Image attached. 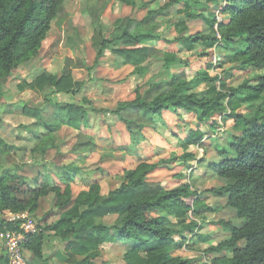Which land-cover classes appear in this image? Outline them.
<instances>
[{
	"label": "trees",
	"instance_id": "1",
	"mask_svg": "<svg viewBox=\"0 0 264 264\" xmlns=\"http://www.w3.org/2000/svg\"><path fill=\"white\" fill-rule=\"evenodd\" d=\"M113 1L134 7L136 0ZM217 1L170 0L162 9L148 12L139 23V26L147 27L146 31L134 33L133 22L128 20L122 34H115L112 39H107L93 22L91 41L96 52L95 64L110 52L117 62L136 68L142 75L147 70L144 65L153 53V48L146 46L151 42L175 44L177 50L183 48L187 52H193L199 45L213 49L219 40L214 30V11L210 6ZM65 2L0 0V102L5 97L1 81L11 77L21 64L39 56ZM172 7L176 8L174 15L182 18L175 23L177 37L170 40L155 33V17L168 10L170 14ZM204 11L209 12L208 16ZM225 13L228 21L219 28L221 41L244 43V50H237L243 71L264 69V0H233ZM196 19L205 21L211 30L210 35L191 33L188 22ZM121 42L123 47L114 45ZM164 56L165 66L170 67L177 61L178 53L165 51ZM201 82L208 84L206 92H198ZM26 86L37 92L48 88L54 94H72L82 87V83L74 81L70 75L46 71ZM150 93L151 102H144L138 95L132 102L119 103L113 111L128 130L137 124L126 116L129 110L140 114L151 126L162 121L163 113L169 109H174L180 120L194 114L199 123L196 130L179 139L181 155L169 157L162 164L181 161L183 166L191 168L188 163L195 160L196 155L189 153L188 148L200 146L205 131L217 127V118L234 121L225 158L213 166L224 185L207 191L214 197L226 198L227 206L234 211V218L241 220L242 224L234 226L232 222H221L230 236L215 251L232 250V257L215 259L212 264H264V72L254 77L252 85L237 89L228 88L219 77L210 78L207 72L190 81L176 76L166 84H153ZM244 107L249 108L246 114L242 113ZM22 113L27 118L38 119L26 128L37 141L32 152L43 157L57 148L55 134L61 127L79 130L83 124L89 126L86 110L71 105L61 106L55 124L40 120V110L25 107ZM159 165L141 163L136 169L125 170L121 184L106 195H102L98 183H94L89 191L81 192L75 199L70 186L72 176H67L69 183L62 190L51 186L46 175L30 182L17 170L4 169L0 173V217L27 211L34 215L39 200L55 193L62 213L55 222L28 236L24 245L25 257L33 264H52L44 252L49 237L60 241L63 264H105L100 262L103 251L118 242L137 244L125 255L126 264H197L194 259L174 256V253L187 243L182 232L191 231L196 225L190 214L198 216L206 207L203 194L187 183L169 188L150 180ZM112 215L118 216L112 227L97 224L99 219ZM175 225L181 229L175 230ZM19 226V221L0 219L1 233ZM2 249L0 264H10Z\"/></svg>",
	"mask_w": 264,
	"mask_h": 264
},
{
	"label": "rangeland",
	"instance_id": "2",
	"mask_svg": "<svg viewBox=\"0 0 264 264\" xmlns=\"http://www.w3.org/2000/svg\"><path fill=\"white\" fill-rule=\"evenodd\" d=\"M169 1L136 0L134 7H127L113 0H66L59 18L53 22L43 42L39 56L21 64L11 77L1 81L5 97L0 102V173L12 168L30 182L46 175L51 186L62 190L69 183L67 176H72L70 186L75 199L81 192L89 191L94 183H98L101 194L106 195L121 184L125 170L136 169L141 163L160 164L150 175V180L169 188L190 184L202 192L206 205L198 216L190 214L196 225L191 227V231L182 232L187 243L174 256L194 259L197 264H212L215 259L232 257V250L215 251L230 236L221 222H232L234 226L242 224L241 220L234 218V211L227 206L226 198L214 197L207 191L224 185L213 166L225 158L234 121L225 122L217 118V127L205 131L200 146L188 148L189 153L196 155V159L188 163L191 166L188 168L181 161L161 162L181 155L179 139H184L190 131L199 127L196 115L180 120L174 109H169L163 113L162 121L158 120L151 126L137 112L128 111L126 116L137 122L128 130L113 111L119 103L132 102L138 95L144 102H151V86L166 84L176 76L190 81L207 72L210 78L219 77L228 84V88L237 89L246 84L252 85L254 77L262 74L264 69L243 71L240 68L237 50H244V43L219 41L213 49L199 45L193 52H187L183 48L177 50L175 44L160 41L146 45L153 48V53L144 65L147 70L140 75L136 68L117 62L110 52H106L95 64L96 52L91 41L93 22L107 39H112L115 34L121 35L128 20L133 22L134 33L146 31L147 27L139 26V23L148 12L162 9ZM218 5L219 0L210 9ZM194 9L198 10V7ZM170 10V14L168 10L155 17V33L171 40L177 37L175 23L182 16L174 15L176 8ZM204 13L205 16L209 14L208 11ZM188 27L193 34L201 32L208 36L211 32L201 19L188 22ZM114 45L123 47L124 43ZM165 51L178 53L177 61L170 67L165 66ZM46 71L70 75L74 81L82 83V87L76 93L54 94L48 88L37 92L26 86ZM207 85L201 82L198 92H206ZM101 97H105L104 106L98 105ZM109 104H113L111 109L107 107ZM62 105L85 109L89 126L83 124L79 130L61 127L55 134L57 148L49 151L46 157L34 154L32 150L37 141L26 127L38 122V119L25 117L22 113L24 108L40 110V120L55 124ZM248 112L249 108L244 107L242 113ZM102 117H109L111 122L109 118ZM210 126L211 123L208 124ZM57 199L55 193H51L39 200V208L33 218L40 230L55 222L62 213ZM15 215L7 213L0 219L10 222ZM117 219L116 215L107 216L99 219L97 224L112 227ZM174 229L180 230L181 227L175 225ZM44 232L49 234L46 230ZM1 234L0 231V254L4 252ZM175 239L179 241L178 237ZM136 245L134 242L115 243L103 251L100 262L126 264L125 255ZM44 252L52 264H63L59 240L47 238Z\"/></svg>",
	"mask_w": 264,
	"mask_h": 264
},
{
	"label": "built area",
	"instance_id": "3",
	"mask_svg": "<svg viewBox=\"0 0 264 264\" xmlns=\"http://www.w3.org/2000/svg\"><path fill=\"white\" fill-rule=\"evenodd\" d=\"M220 5L213 7L215 15L214 30L217 33L218 40L221 41V35L219 28L222 24L226 23L227 15L225 9L230 6L233 0H219ZM11 221H19L20 226L15 230H7L1 234L2 247L5 250V254L9 259L10 264H33L27 260L24 254V245L27 237L41 230L38 224L35 222L33 215L30 212H23L16 214L10 219Z\"/></svg>",
	"mask_w": 264,
	"mask_h": 264
},
{
	"label": "clouds",
	"instance_id": "4",
	"mask_svg": "<svg viewBox=\"0 0 264 264\" xmlns=\"http://www.w3.org/2000/svg\"><path fill=\"white\" fill-rule=\"evenodd\" d=\"M105 99V97H101V99H100V101H98V105L99 106H104L103 105V100ZM107 107L109 108V109H111V107H113V104H109V105H107ZM129 111H131V110H129ZM102 118H109V117H102ZM109 122H111V119L109 118Z\"/></svg>",
	"mask_w": 264,
	"mask_h": 264
},
{
	"label": "crops",
	"instance_id": "5",
	"mask_svg": "<svg viewBox=\"0 0 264 264\" xmlns=\"http://www.w3.org/2000/svg\"><path fill=\"white\" fill-rule=\"evenodd\" d=\"M3 253V252H2Z\"/></svg>",
	"mask_w": 264,
	"mask_h": 264
}]
</instances>
